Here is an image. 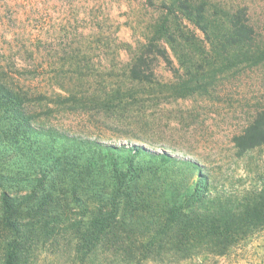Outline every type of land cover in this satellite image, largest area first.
<instances>
[{"label":"rangeland","instance_id":"obj_1","mask_svg":"<svg viewBox=\"0 0 264 264\" xmlns=\"http://www.w3.org/2000/svg\"><path fill=\"white\" fill-rule=\"evenodd\" d=\"M173 1L0 0L3 73L40 122L166 147L199 160L218 183L258 184L264 147L238 157L232 138L264 104V0H185L205 3V31ZM237 11L256 40L227 49L217 40ZM143 52L150 78L132 79ZM208 264H264V233Z\"/></svg>","mask_w":264,"mask_h":264},{"label":"trees","instance_id":"obj_2","mask_svg":"<svg viewBox=\"0 0 264 264\" xmlns=\"http://www.w3.org/2000/svg\"><path fill=\"white\" fill-rule=\"evenodd\" d=\"M172 5L206 30L203 1ZM255 40L237 11L217 41L229 49ZM149 56L136 58L132 79L149 80ZM4 69L0 264H208L264 233V179L235 188L190 155L40 122ZM232 141L238 157L264 147V104Z\"/></svg>","mask_w":264,"mask_h":264}]
</instances>
